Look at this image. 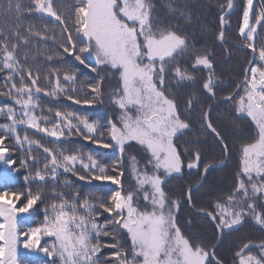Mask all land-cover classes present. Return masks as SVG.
Masks as SVG:
<instances>
[{
    "label": "snow or ice",
    "instance_id": "obj_1",
    "mask_svg": "<svg viewBox=\"0 0 264 264\" xmlns=\"http://www.w3.org/2000/svg\"><path fill=\"white\" fill-rule=\"evenodd\" d=\"M238 4L247 59L235 84L218 76L212 51L182 28L180 21H192L186 0L0 4V264H22L21 248L43 257L33 264H226L216 254L225 236L249 221L264 231V0L218 4L221 45ZM25 13L33 18L26 24ZM82 69L95 74L87 84ZM106 80L114 82L107 98L117 114L102 126L71 106L104 103ZM218 97L244 138L231 189L197 209L215 231L206 245L185 233L179 212L183 203L195 207L193 192L230 155L212 119ZM202 135L221 149L219 164L201 168ZM74 138L119 157L103 163ZM21 170L23 185L11 187ZM185 174L198 177L195 185L183 199L170 196L165 185ZM71 177L115 188L81 195ZM233 264H264V239L242 242Z\"/></svg>",
    "mask_w": 264,
    "mask_h": 264
},
{
    "label": "trees",
    "instance_id": "obj_2",
    "mask_svg": "<svg viewBox=\"0 0 264 264\" xmlns=\"http://www.w3.org/2000/svg\"><path fill=\"white\" fill-rule=\"evenodd\" d=\"M26 3V0H22ZM189 5V10L192 15V21H180L182 28L188 30L190 37L194 38V42L201 46L202 49L207 48L213 53V61L215 64V70L219 77L224 82L235 84L237 80L242 77L243 68L246 66L247 53L240 50L239 37L237 33L238 20L240 16V7L238 4L237 9L232 13L230 17V26L226 25L227 34L223 45L216 39L219 32V16L220 10L219 3L224 0H186ZM0 4L6 6V0H0ZM254 4L259 7L260 0H254ZM163 16V12L160 13ZM29 20H33L32 17L27 16L25 13L24 23ZM5 23L3 17H0V24ZM36 23H41L36 21ZM90 63H94V60H90ZM82 67V66H81ZM95 74L89 73L87 69H82L80 76L81 81L84 84L89 82V77ZM80 84H77L79 87ZM114 87V82L110 83L105 81V98L104 103L97 104L93 108L80 107L78 105H72L78 113L87 115L91 120L99 121L100 124L106 125L107 120L116 116V110L109 103L107 98L108 91ZM228 89L223 87L218 88L217 92H225ZM188 95L187 92L181 94L183 99ZM3 98H0V103H3ZM65 103H70L65 101ZM199 105L197 109L199 110ZM227 112V107L223 103L218 102L212 108V119L216 123L217 127L225 134L228 141L230 155L227 158L226 163L220 168H215L209 171L207 179L204 180L203 186L199 191L193 192V203L195 207L189 208L186 203H183L179 212L180 225L184 229L186 234H198L201 240L206 245L215 243V231L210 225L207 218H201L200 213L197 211L200 207H207L211 204L213 197L226 193L229 191L234 182V176L237 169V149L239 148V142L243 139L242 133H236L232 131V125L228 120V117L224 115ZM198 127V125H197ZM78 145H82L85 152H91L97 154L101 162L110 164L119 157V152L112 149H100L95 145L88 143L80 138H74ZM188 137L183 140H188ZM201 151L202 161L201 168L205 163L219 164V161L224 159L221 149L216 146L211 135L201 136ZM183 152V148H180ZM127 159V157H125ZM187 173V169H185ZM25 173L21 170L16 174L9 182L11 187L19 188L23 185V175ZM75 181V177H71ZM198 177L196 175L188 176L185 174L182 179H170L165 185L166 190L170 196L183 199V192L189 185H195ZM2 183V181H0ZM125 188L132 183L128 176L124 178ZM75 184L80 187L81 195L88 193H94L97 195L107 196L110 193L107 189L115 188L114 185L100 184L99 182H93V185H87L81 181H75ZM191 218L194 223L191 229L186 227V221ZM251 239L253 241H259L264 239V231L256 228L251 221L246 223L242 229L238 232H233L231 235L224 237L223 242L216 248V254L223 259L226 264H233L234 251L242 242ZM111 250L105 249L104 252L108 253ZM19 259L22 264H33L37 259H43L42 256L37 257L35 253H29L27 250L20 249Z\"/></svg>",
    "mask_w": 264,
    "mask_h": 264
},
{
    "label": "water",
    "instance_id": "obj_3",
    "mask_svg": "<svg viewBox=\"0 0 264 264\" xmlns=\"http://www.w3.org/2000/svg\"><path fill=\"white\" fill-rule=\"evenodd\" d=\"M216 104H217V103H216ZM216 104H215V105H216ZM226 161H227V160H226ZM225 163H226V162H225ZM215 168H220V167H214L213 169H215ZM202 184H203V183H202ZM189 208H190V207H189ZM191 209H193V208H191Z\"/></svg>",
    "mask_w": 264,
    "mask_h": 264
}]
</instances>
